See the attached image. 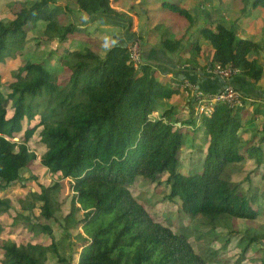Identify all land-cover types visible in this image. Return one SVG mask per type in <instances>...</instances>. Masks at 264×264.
<instances>
[{
    "label": "trees",
    "instance_id": "1",
    "mask_svg": "<svg viewBox=\"0 0 264 264\" xmlns=\"http://www.w3.org/2000/svg\"><path fill=\"white\" fill-rule=\"evenodd\" d=\"M119 3L76 0L79 13L92 19L97 15L127 19L133 30L132 20L116 9ZM243 4L244 14L264 10V0H243ZM163 8L194 26L195 17L181 4L164 2ZM65 12L57 0H35L31 5L23 3L19 11L12 5L8 20L0 21V63L6 66L0 74L1 188L7 186L9 191L16 184L27 189L23 171L40 160L33 170L32 201L27 206L18 203L28 215L12 216V205L4 199L8 195L0 192V217L5 218L0 222V264H51L55 258L59 264H208L186 234L155 221L131 187L141 177L152 182L165 177L170 198L184 215L204 218L213 228L232 219H259L264 208V196L258 193L264 183V118L263 136L257 143L256 132L248 137L253 131L245 128L244 118L248 107L254 117L264 115V99L254 100L256 95L264 98V45L241 38L235 26L222 23L200 29L203 42L189 50L181 49L183 40L171 39L169 31L160 34V47L177 55L180 68L187 66L199 74L217 66L233 68L239 71L231 81L239 85H233L236 89L244 91L240 80L250 83L252 95H243V106L218 104L211 116L196 118V103L187 100L189 93L183 87L185 82L198 84L196 75L183 80L162 75L143 58L136 67L131 45H112L104 56L87 44L75 46L87 29L74 22L63 25ZM39 24L43 32L38 51L49 47L50 52L46 62L35 63L25 59L27 28ZM47 63L67 70V81ZM4 84L10 90L7 96ZM163 102L169 108L162 110ZM186 113L190 118H185ZM183 125L190 128L183 130ZM39 127L42 150L37 155L29 144ZM190 138L202 147L201 171L183 169L180 154ZM243 163H252L260 172L237 167ZM45 171L68 180L73 194H65L59 181L49 186L40 183ZM239 171L244 180L235 179ZM253 176L259 184L253 185ZM62 190L66 205H71L64 216V237L74 236L77 241L78 255L70 261L59 254L56 243L11 238L21 222H26L24 228L52 236L50 226L35 221L34 210L48 221L55 219L56 213H63ZM250 236L249 244L264 238V233Z\"/></svg>",
    "mask_w": 264,
    "mask_h": 264
},
{
    "label": "rangeland",
    "instance_id": "2",
    "mask_svg": "<svg viewBox=\"0 0 264 264\" xmlns=\"http://www.w3.org/2000/svg\"><path fill=\"white\" fill-rule=\"evenodd\" d=\"M34 1L35 0H0V21L8 20L12 5L14 6V10L19 11L23 3L31 5ZM141 1H145V7L143 8H145L149 16L155 15L156 19L163 21L159 24L163 25L162 29L167 23H171V25L174 24L175 20L184 23L186 22L188 24V21L185 18L165 10L161 5L163 0ZM176 1L177 0H168L170 3H176ZM63 2H69L67 6L76 5V0H64ZM177 2H181L183 7L189 9L195 19L198 18L197 22L201 21L203 22V25L222 23L227 27L235 26L237 28L236 30H238L237 32L241 33V37L245 38L246 35H251L249 37L250 39L264 45V10L262 9H258L257 11L250 10L244 14L243 0H178ZM191 2H193L194 5L189 7L188 3ZM203 5H209L211 7V10L208 12V14H210L209 16L207 14L203 15V12L200 11V7ZM193 7L195 8L192 9ZM201 16H203L202 18L205 20H201ZM83 20L84 18L82 17V13H76L73 15L66 14L62 17L61 22L63 25H69L72 22H76L79 23L80 26H83ZM42 29V24H39L37 27L29 26L27 28L28 42L25 50L26 60L35 63L46 62L50 48L46 47L42 52L38 51V44L42 38ZM159 32H161V30ZM82 38L85 39V41L92 40L91 37L87 39V36ZM47 67L58 73L63 81H67V70L62 69L57 65L52 67L48 63ZM5 68L6 66L4 63H0V74L5 72ZM2 90L5 96H7L10 92L8 86L5 84L3 85ZM187 92L189 93V97L187 98H192L190 96L192 91L190 92L187 90ZM262 98V96L256 95L254 100L259 102L262 101ZM162 106V110H165L166 108H169V103L163 102ZM186 107H188V105H186ZM9 108L10 105L8 104L7 110H10ZM261 109L264 111V106H262ZM246 110L249 114H247L244 118L245 128L253 131V133L248 134V137H251V134L256 132L257 136L254 139V143H257L259 138L263 136V134L260 133V122L263 120L264 115L259 114L256 118V116L254 117L252 113V108L248 107ZM162 112L163 111H161L160 114ZM11 114L12 113L9 111V116H11ZM185 118H190V114L186 113ZM182 128L183 130H187L190 126L183 125ZM41 130L42 127H39L35 131L29 144L30 150L36 151L37 155H39L40 150H42L40 149L39 143V133ZM192 140L193 138H190L187 145L181 150L180 160L183 164L184 170L194 168L197 171H201L202 162H200L199 153L202 150V147L199 141L192 142ZM37 163H40V160H38ZM37 163H35L36 165L31 164L23 171V178L27 179V181L24 182V184H27V189L16 187L15 184L14 189H9L8 191L7 186L1 188L3 185H0V192H4L8 195L4 197V199L10 201L12 205V208L10 209L12 216H17L18 214H29L22 207L20 209L18 203L27 206L28 203L26 202L32 201L29 191H32L31 189H33L31 182L34 179L33 170L34 167L37 166ZM237 167L244 169L247 173L254 171L258 174L260 172L253 167L252 163L239 164ZM239 172V175H236L235 179L237 181L240 179L244 180L245 176H242L243 172ZM257 178V176L252 177L253 185L259 184ZM53 181H59L60 186L65 187V194H73L70 189L71 186L67 182L68 180H61V177L57 176L50 177L47 171H45L39 179V182L43 183L45 186L51 185ZM131 191L135 199L150 212V215L155 219V221L169 227L177 234H186L197 254L205 259L208 264H264V238L258 240L257 242L248 243L251 237L250 235H260L264 233V208L261 210V215L256 221L242 222L232 219L229 222L221 224V227L213 228L208 225V221L204 218L197 217L190 219L184 215L179 207V203L170 198V188L166 184L165 177H161L160 182H152L149 179L141 177L131 187ZM258 193L260 196H264V183L259 185ZM65 196L66 195H64L62 190L59 202L60 204H63V213H56L55 219H52V221L44 219L39 210H34L35 221L37 220L40 224L50 226L53 230L52 236L44 232H35L31 230V228H24V223L26 224V222H21L17 225V234L11 236L12 240L17 239L27 243L32 237H35V241L40 244L50 245L51 243H56L59 247V254H61V256L66 258L68 261L77 257L78 254L74 253L77 245L75 237H64V216L68 214L71 209V205H66ZM261 200L264 201V197ZM15 210H19L20 212H16ZM77 216H82V213H79ZM4 220V217H0V222H3ZM51 264H59L57 262V258L53 259Z\"/></svg>",
    "mask_w": 264,
    "mask_h": 264
},
{
    "label": "crops",
    "instance_id": "3",
    "mask_svg": "<svg viewBox=\"0 0 264 264\" xmlns=\"http://www.w3.org/2000/svg\"><path fill=\"white\" fill-rule=\"evenodd\" d=\"M63 1L57 0V3L59 5L64 6L66 10H68L62 15V17L65 16L66 14L68 15H73L76 13L81 14L79 13V8L77 5L67 6L69 2H63ZM163 1L168 2V0H163ZM163 1L161 3L162 7L164 4ZM177 1L176 3L182 5L181 2H177ZM144 2L145 1H141V0H120L118 7H116V9L125 12L129 20H132L133 30L129 28V23H128L129 21L127 19H119L118 17L102 18L99 17V15H97L96 18L92 19L88 15L82 14L84 20L82 22L83 26L81 27L86 28L88 30V33L82 35L80 37L79 44L76 43L75 46L87 44L91 46V48L94 51L104 56L108 52L109 47L112 45L126 46V45H131L134 40H139L138 42L141 46V55L143 56L142 57L143 61L150 63L162 75H168L169 77L172 78H175V76L180 77L183 75L184 79L187 78V75L190 76L196 75L198 79L201 81V82L199 81V83L195 85L196 89L199 90L202 89V91L205 90L208 93L219 92L224 87L223 86L224 84L222 83V79L210 75L209 72H206L205 74H199V72H197L194 69L188 68L187 66L180 68L178 66L177 55L170 54L169 52L161 48L159 45L160 34L169 31L171 39L173 38L177 40H183L181 49L189 50L192 46L194 45L196 46L201 42H203V39L200 36V29H202L203 26H205L203 25V22L201 21L197 22L198 21L197 18L195 20L194 26L191 27L189 22L187 24L186 22L184 23L175 20L174 24L172 25L171 23L165 24V27L161 29V32H159L160 30L155 31V28L163 21L156 19L155 15L152 16L148 15L145 8H143L145 7ZM188 4L189 7L190 6L192 7V5H194L193 2ZM194 8L195 7H193L192 9ZM200 9H201L200 11L203 12V15L206 14L208 16L210 15L208 14V12L211 10V7L209 5L207 6L203 5L200 7ZM202 17L203 16H201L200 19L205 20ZM76 24L79 25V23ZM85 36H87V39L91 37L92 40L85 41V39L82 38ZM250 36L251 35H246L245 39L249 38ZM261 55L262 57H264V53ZM207 80L209 81L207 82ZM239 84L243 86L244 91L242 92L244 95L245 94L247 96L248 94L252 95V93L250 92V88H251L250 83L248 84V82H245V80H240ZM232 85L235 86L236 84H233L232 82ZM190 96H192V93ZM263 99L264 98H262V100ZM189 100L190 98H188V101Z\"/></svg>",
    "mask_w": 264,
    "mask_h": 264
},
{
    "label": "built area",
    "instance_id": "4",
    "mask_svg": "<svg viewBox=\"0 0 264 264\" xmlns=\"http://www.w3.org/2000/svg\"><path fill=\"white\" fill-rule=\"evenodd\" d=\"M131 55L136 67L141 64V48L139 42L131 44ZM214 77L222 78L224 81L230 82L226 89L215 93L205 94L204 92L196 89L195 85L189 82H185L183 87L188 91H192L193 101L196 103V118H200L202 115L211 116L214 112L215 107L218 104H228L231 107L243 106L244 94L242 91L236 89L231 81L239 74L238 70L233 68H222L217 66L208 71ZM244 95V96H243Z\"/></svg>",
    "mask_w": 264,
    "mask_h": 264
},
{
    "label": "water",
    "instance_id": "5",
    "mask_svg": "<svg viewBox=\"0 0 264 264\" xmlns=\"http://www.w3.org/2000/svg\"><path fill=\"white\" fill-rule=\"evenodd\" d=\"M242 38L245 39L244 37H242ZM180 78L183 80V79H184V78H183V75L180 76ZM220 79H221V78H220ZM222 83L224 84L223 89H226V88L228 87V85L230 84V82L224 81L223 79H222Z\"/></svg>",
    "mask_w": 264,
    "mask_h": 264
}]
</instances>
